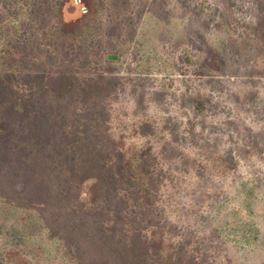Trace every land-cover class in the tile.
Returning <instances> with one entry per match:
<instances>
[{
  "label": "rangeland",
  "instance_id": "374dc122",
  "mask_svg": "<svg viewBox=\"0 0 264 264\" xmlns=\"http://www.w3.org/2000/svg\"><path fill=\"white\" fill-rule=\"evenodd\" d=\"M0 264H264V0H0Z\"/></svg>",
  "mask_w": 264,
  "mask_h": 264
},
{
  "label": "trees",
  "instance_id": "16d2710c",
  "mask_svg": "<svg viewBox=\"0 0 264 264\" xmlns=\"http://www.w3.org/2000/svg\"><path fill=\"white\" fill-rule=\"evenodd\" d=\"M33 16H34V8H33ZM105 28H106V25H105ZM92 43H93V41H92ZM80 92L84 95V90H81ZM86 92H88V91H86ZM100 106L102 107V105H100ZM92 107H94V106L93 105L85 106L86 109L83 111L82 114H79L78 116H75V117L73 115L71 116L72 119L70 120V122H72V125H73V127L71 128L72 131H69V134L64 135V138L67 140V143H69V149L67 150V154H68L67 156L70 159L69 163L67 164L68 167H70V165H71V168H74L76 165H79V163H81V164L83 163L82 165H84L87 168L86 169L84 167L85 171H90L92 169L97 168L98 164L95 163V160H96L95 155H93V157L91 159V153H90V151L88 152V149L90 146L84 150L78 149L79 147L80 148L86 147L88 142H92V139H91L93 137L92 132L95 133V135H96L97 134L96 132L98 131V130L94 131L93 130V126H94L93 122H91L90 120H87V117H89V115L91 113L90 111L92 110L91 109ZM99 115H100L101 119L105 118V115L101 110L99 112ZM81 124H82V126L80 127V130L82 131V135L78 136L77 134H80L79 125H81ZM97 139H100L99 141L102 142V137H98ZM25 153H29V155L34 154V152H31V151L30 152L25 151ZM87 155H88V157H87ZM36 157H37V155H36ZM87 164H89V165H87ZM121 166H122V164H121ZM82 170H84V169H82ZM104 177L106 178L105 180L110 184V185L106 186V189H105L106 195H104V198L102 199L103 205H104V210L114 208V206H115L114 210L116 213H119V214L124 213L126 206L124 207L123 205H120V204H124V199L117 195L116 187H117L118 182H117L116 177H112L111 175H109L108 177H107V175H105ZM108 186H109V188H108ZM136 186H138V185H136ZM136 189L142 190L141 186H140V188L139 187H137V188L133 187L132 188L133 191L134 190L136 191ZM144 207H145L144 205H140L138 203V205L136 207H132L131 212L145 214L146 208H144ZM143 214H140V215H143ZM105 242H106V244H107V242H110V243L114 242L115 243V245H113L114 247H122V245L125 244L122 240H119V239L106 240Z\"/></svg>",
  "mask_w": 264,
  "mask_h": 264
}]
</instances>
